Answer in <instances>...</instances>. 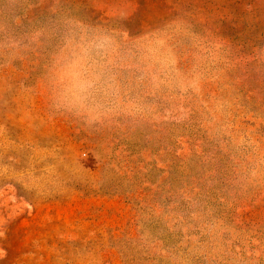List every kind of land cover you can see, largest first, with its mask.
I'll list each match as a JSON object with an SVG mask.
<instances>
[{
  "label": "rangeland",
  "instance_id": "rangeland-1",
  "mask_svg": "<svg viewBox=\"0 0 264 264\" xmlns=\"http://www.w3.org/2000/svg\"><path fill=\"white\" fill-rule=\"evenodd\" d=\"M0 264H264V0H0Z\"/></svg>",
  "mask_w": 264,
  "mask_h": 264
}]
</instances>
